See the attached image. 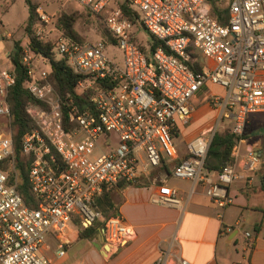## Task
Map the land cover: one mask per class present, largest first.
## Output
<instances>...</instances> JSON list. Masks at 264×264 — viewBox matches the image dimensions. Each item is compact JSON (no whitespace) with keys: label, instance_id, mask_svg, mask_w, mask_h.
I'll list each match as a JSON object with an SVG mask.
<instances>
[{"label":"built area","instance_id":"2783aa9c","mask_svg":"<svg viewBox=\"0 0 264 264\" xmlns=\"http://www.w3.org/2000/svg\"><path fill=\"white\" fill-rule=\"evenodd\" d=\"M74 1L102 17L116 42L76 44L61 38L54 52L85 78L80 86L89 82L90 88L95 81L112 86L91 97V108H68L71 101L63 102L48 80L49 70L39 63L44 58L33 53L28 38L21 43L27 89L38 102L25 108L35 126L22 140V152L31 159L27 183L33 199L28 205L17 189L10 127L8 98L15 75L0 67V264H47L42 248L49 235L57 238L58 255L64 256L69 228L84 231L97 221H103L111 248L130 242L133 230L119 216L103 219L94 201L119 182L136 181L165 158L179 161L173 136L191 120L192 101L203 87L223 90L209 102L220 110V121L232 120L233 163L216 172V178L204 167L215 127L187 144L188 156L174 165L173 176L203 183L207 197L223 210L233 204L229 187L241 172L254 173L260 165L257 154L250 150L242 155L240 145L247 118L264 114V0H230L224 23L212 15L211 0H117L114 9L109 8L113 0ZM122 1L138 13L139 28L169 53L159 48L150 58L144 54L135 41L137 26L122 15ZM40 18L48 22L46 15ZM36 37L44 40L40 30ZM110 46L122 51L123 68L108 59ZM194 54L200 56L199 72L188 64L197 60ZM151 203L181 207L175 189L152 196ZM153 264H171L169 253L161 251Z\"/></svg>","mask_w":264,"mask_h":264},{"label":"crops","instance_id":"0c3cea01","mask_svg":"<svg viewBox=\"0 0 264 264\" xmlns=\"http://www.w3.org/2000/svg\"><path fill=\"white\" fill-rule=\"evenodd\" d=\"M5 48L0 41V67L13 71ZM40 64L49 70L47 62ZM209 93L220 95L223 90L208 87ZM193 105L191 120L176 129L183 144L176 148L179 159L187 154V144L199 135L215 127L220 133L225 123L232 124V120H219V109L203 105L212 119L208 125L196 127V113L204 108ZM250 150L259 157V168L254 173L241 172V178L229 187L233 197L229 207L221 210L215 206L205 194L203 183L174 177L175 162L165 158L159 167L141 173L132 185L121 186L124 182H119L94 201L95 210L102 215L98 206L106 204L105 194L110 195L108 208L134 232L130 242L115 250L106 243L102 228L93 237L82 239L72 226L66 233L69 242L64 256L58 255L57 238L48 236L42 248L47 264H153L161 251L169 253L171 264L174 259L192 264H264V114L247 118L240 153ZM215 173L211 172L214 178ZM171 189L181 200L179 209L151 203L152 196Z\"/></svg>","mask_w":264,"mask_h":264},{"label":"trees","instance_id":"16d2710c","mask_svg":"<svg viewBox=\"0 0 264 264\" xmlns=\"http://www.w3.org/2000/svg\"><path fill=\"white\" fill-rule=\"evenodd\" d=\"M211 1L212 15L220 23L226 22V19L228 17L227 8L230 0ZM26 2L29 7V15L25 25V33L30 41V49L35 55L44 58V60L49 65V82L51 83L59 97L63 100V102L69 103V101H71V105L68 108L74 106L76 107L78 112H82L86 109L91 108V97L96 94L97 91L105 90L107 88H110L112 85L108 82L102 83L99 81H95L90 88L84 90L82 93H79V83L85 80V78L81 75L75 74L67 65L66 60L63 58H57L54 52L55 46L58 40L61 38H68L76 44L85 43L80 39L75 29L76 18L74 17V15L66 14H62L58 18L57 28L60 30L61 35L55 43L52 44L48 41L39 40L36 37V25L40 20L37 13L38 7L35 4L31 3L29 0H26ZM119 6L122 11L123 17L127 18L132 24L137 26L139 18L138 13L134 11V9H132L126 1L119 2ZM84 9L87 11L88 15L91 18H102L92 14L88 9ZM103 37V40L108 44H115L116 42L107 29L104 30ZM148 37L149 39L147 40L146 47H141L135 40L138 47L148 58H150V56L159 48H162L167 53H169V51L165 49L160 41L150 35H148ZM12 53L10 55V58L13 59L12 67L15 75V84L10 89L8 101L11 112L10 127L13 132V144L15 151L14 166L18 177L17 189L26 203L28 205H32L33 198L30 194L29 186L27 183L29 164L31 159L25 156L22 152V140L35 128L33 121L26 114L25 108L28 104H37L38 102L32 98L27 89L26 69L21 62V48L19 42L14 43ZM193 58H197V60H193L188 64L194 72H199L202 65L200 56L198 54H194ZM63 114L65 126L67 127V109H64ZM234 145L235 140L231 130L227 129L223 133H215L208 149L204 167L210 172H221L225 166L233 163L232 149ZM187 156L188 154L181 157L179 161L183 158H186ZM125 185H132V183H122L121 186ZM109 197V194H105L103 199L105 200L106 204L98 206L99 210L102 212L104 219L115 216L114 210L111 211V209L108 208V206L110 205V203H108ZM102 227L103 221H97L92 228L84 231H79V237L82 239L91 238Z\"/></svg>","mask_w":264,"mask_h":264},{"label":"rangeland","instance_id":"374dc122","mask_svg":"<svg viewBox=\"0 0 264 264\" xmlns=\"http://www.w3.org/2000/svg\"><path fill=\"white\" fill-rule=\"evenodd\" d=\"M29 1L38 7L37 13L39 18L42 14L48 17V22H44L40 18L38 24L36 25V31H41L42 37L44 39L43 41H48L53 44L57 41V39H59L61 32L57 28V21L62 14L74 15L76 18L75 29L83 42L94 43L100 39H104L103 32L106 30V27L103 19L91 18L87 11L74 0ZM116 1L117 0H113L110 3L109 8L114 9L116 7ZM28 15L29 7L26 0H0V41H2L6 46L5 52L9 54L7 58H9L10 53L13 50L14 43L19 42L21 45V43H23L27 38L25 33V25ZM133 31L137 36L136 41L138 45L141 47H146L147 40L149 39L148 34L139 28V24H137V27L133 29ZM7 34L10 36H7ZM55 54L57 58H60V55L57 52ZM106 55L108 59L116 63L120 68H123V53L121 50H119L117 47L110 46L106 51ZM47 68L48 67L46 66L45 69ZM88 88L89 82H85L82 86H78V92L82 93ZM207 93L208 87H203L199 90L193 100V103H195L196 107H200V109L204 108L201 112H199L198 109L196 113V127L208 125L212 119V114L208 113L204 106L207 105L209 109L214 108V106H212L209 102L210 96L214 93ZM231 126V123H225V125L222 126L223 128H221L220 133H223L224 129L226 128L231 129ZM2 127L5 131L10 130L8 125L5 126L2 124ZM181 141L182 138L179 135L173 136V143L176 148L183 146Z\"/></svg>","mask_w":264,"mask_h":264},{"label":"water","instance_id":"95a60500","mask_svg":"<svg viewBox=\"0 0 264 264\" xmlns=\"http://www.w3.org/2000/svg\"><path fill=\"white\" fill-rule=\"evenodd\" d=\"M12 55H13V53H12ZM11 62L13 63V59H11ZM102 231V230H101Z\"/></svg>","mask_w":264,"mask_h":264}]
</instances>
